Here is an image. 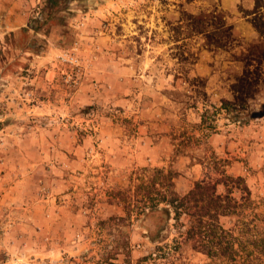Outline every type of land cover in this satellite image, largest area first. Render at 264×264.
<instances>
[{
  "label": "rangeland",
  "instance_id": "rangeland-1",
  "mask_svg": "<svg viewBox=\"0 0 264 264\" xmlns=\"http://www.w3.org/2000/svg\"><path fill=\"white\" fill-rule=\"evenodd\" d=\"M213 11L228 48L186 29ZM263 26L264 0H0V264H264V84L249 122L221 109ZM221 171L253 201L228 256L142 215L169 173L182 196Z\"/></svg>",
  "mask_w": 264,
  "mask_h": 264
},
{
  "label": "trees",
  "instance_id": "trees-1",
  "mask_svg": "<svg viewBox=\"0 0 264 264\" xmlns=\"http://www.w3.org/2000/svg\"><path fill=\"white\" fill-rule=\"evenodd\" d=\"M186 16V29L190 36H203L205 45L210 50L228 48L235 41L233 26L228 25L225 17L219 12L213 11L199 15L189 13ZM255 27L263 29L259 24H256ZM258 54L254 58L251 54L243 58V72L231 88L232 99L221 101V109L232 114V118L236 122H249L254 118L249 114V105L256 99L264 84V50ZM177 79L176 75L175 80ZM196 79L200 84L198 87L201 88L200 97H207L205 81L202 78ZM208 112L206 109L202 117L205 118ZM157 172L163 174L164 171L157 170ZM219 174L220 178L215 182H197L187 194L181 196L173 189L174 177L172 173H169L167 175L168 189L164 193H159L162 195L161 200L163 201L147 207L142 215L144 217L146 215L152 217L167 215L168 220L171 219L172 214H174L175 220L186 216L188 229L183 235L184 241L192 242L196 250H201L207 255L228 256L230 251L233 252L235 241L240 239L231 235L227 243V237L223 235L225 232L223 220L231 218L233 221L235 218L236 225L248 227L249 218L246 211L253 207V201L251 190L244 178L229 176L225 171H221ZM220 185L226 188L225 193L218 191ZM237 193L239 196H236ZM150 194L149 196H151ZM162 203L163 207H161ZM254 219L251 221L254 222ZM161 231L159 228L152 231V238L156 239ZM242 238H245V235ZM242 238L241 241H243ZM225 241L227 247H224Z\"/></svg>",
  "mask_w": 264,
  "mask_h": 264
}]
</instances>
